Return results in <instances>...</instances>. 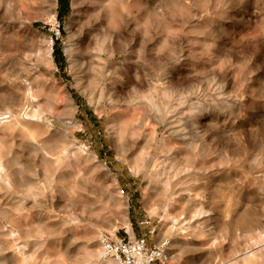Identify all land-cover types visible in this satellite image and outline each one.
<instances>
[{"label":"clouds","instance_id":"1","mask_svg":"<svg viewBox=\"0 0 264 264\" xmlns=\"http://www.w3.org/2000/svg\"><path fill=\"white\" fill-rule=\"evenodd\" d=\"M0 264H264V0H0Z\"/></svg>","mask_w":264,"mask_h":264}]
</instances>
